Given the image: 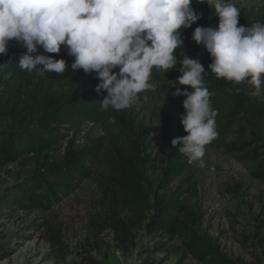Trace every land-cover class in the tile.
I'll list each match as a JSON object with an SVG mask.
<instances>
[{"label": "trees", "instance_id": "obj_1", "mask_svg": "<svg viewBox=\"0 0 264 264\" xmlns=\"http://www.w3.org/2000/svg\"><path fill=\"white\" fill-rule=\"evenodd\" d=\"M192 7L201 19L191 28L181 29L184 47L181 45L175 55L177 58L188 55L203 64L205 86L214 93L210 98L212 107H229L230 116L240 124L264 117V100L231 90L222 79L210 73V55L193 41L192 34L196 27L215 28L219 18L214 7L207 3L198 4L193 0ZM255 22L264 23V8L250 7L240 12V25L247 27ZM24 54L19 42L13 40L8 54L0 56V173L19 162L35 161L34 170L13 197L6 203L0 202V209L8 210L9 215L14 213L15 207L28 212L49 211L91 179L99 148L76 149L73 141L66 147L64 143L68 133L80 132L88 124L98 125L108 116V109L102 111L100 104L107 93L96 91L99 81L94 74L71 69L74 58L67 55L66 47L62 46L60 54H49L69 64L62 74L49 72L41 76L37 70H22L18 63ZM181 87L183 90L184 86ZM118 121L128 126L122 117ZM173 134L172 127L164 128L171 152L158 182L149 178L153 160L142 144L135 143L131 154L115 150L102 231L114 234L117 248L124 254L137 249V233H145L153 245L147 247L148 259L144 264L154 254L162 252L169 242H179L182 254L200 264H235L200 233V208L187 197L195 187L192 177L170 190L191 167L187 158L179 153V146L173 147ZM226 152L238 154L239 162L255 163L253 176L264 182V139L253 136L248 142L228 145ZM185 183H188L187 191H183ZM2 216L0 211V218ZM90 264L98 263L91 260Z\"/></svg>", "mask_w": 264, "mask_h": 264}, {"label": "rangeland", "instance_id": "obj_2", "mask_svg": "<svg viewBox=\"0 0 264 264\" xmlns=\"http://www.w3.org/2000/svg\"><path fill=\"white\" fill-rule=\"evenodd\" d=\"M229 2L240 12L250 7L264 8V0ZM179 75L176 69L165 73L154 68L149 82L156 84L155 92L141 93V99L130 108L121 111L109 108L107 118L98 125L89 124L80 132L68 133L64 147L73 141L76 149L99 148L92 166V178L49 211L28 212L15 207L14 213L9 215L8 210L0 209L3 215L0 218V264H90L91 260L98 264L147 262V247L153 245V241L145 233L138 232L137 249L124 254L118 250L114 234L102 231L106 192L112 184L115 150L131 154L135 143L142 144L151 156L153 170L149 178L158 182L171 152L164 128L172 127L175 138L186 135L180 122L185 111L184 98L174 95L176 89L170 82ZM223 82L237 92L250 94L253 90L246 81L240 84ZM255 98L262 101L264 94ZM212 108L218 111V136L206 146L204 167L191 164L190 171L176 180L170 190L191 176L195 187L187 197L200 208V233L235 264H264V182L253 176L255 163L239 162L238 154L226 152L228 145L248 142L253 136L264 139V117H249L250 123L240 124L230 116L229 107ZM119 117L128 126L119 122ZM243 130L246 132H239ZM34 162H19L0 173L1 203L13 197L15 190L34 170ZM187 184L182 185L183 191H187ZM179 245V242H169L146 264H200L184 256Z\"/></svg>", "mask_w": 264, "mask_h": 264}, {"label": "clouds", "instance_id": "obj_3", "mask_svg": "<svg viewBox=\"0 0 264 264\" xmlns=\"http://www.w3.org/2000/svg\"><path fill=\"white\" fill-rule=\"evenodd\" d=\"M214 7L219 18L213 27H196L192 39L210 55V73L217 79L252 87L250 95L264 94V23L239 25L240 10L229 0H196ZM193 0H0V56H6L15 40L25 50L18 65L38 75L62 74L69 66L60 54L62 46L74 58L75 72L98 79V93H107L101 110L121 111L156 91L150 83L155 68L180 75L171 82L176 97H184L180 116L186 133L172 140L189 164L205 165L206 146L218 136V111L211 107L214 95L205 86V67L199 59L175 55L183 45L181 29H189L201 17ZM177 65L179 67L177 68ZM38 66H40L38 68ZM118 70V71H117ZM184 86L183 90L182 87ZM188 89H191L189 91ZM144 99H147L145 96Z\"/></svg>", "mask_w": 264, "mask_h": 264}, {"label": "built area", "instance_id": "obj_4", "mask_svg": "<svg viewBox=\"0 0 264 264\" xmlns=\"http://www.w3.org/2000/svg\"><path fill=\"white\" fill-rule=\"evenodd\" d=\"M89 125V124H88ZM93 125V124H92Z\"/></svg>", "mask_w": 264, "mask_h": 264}]
</instances>
